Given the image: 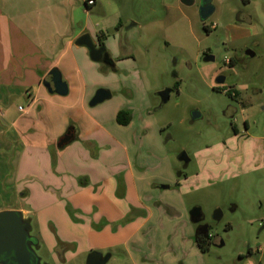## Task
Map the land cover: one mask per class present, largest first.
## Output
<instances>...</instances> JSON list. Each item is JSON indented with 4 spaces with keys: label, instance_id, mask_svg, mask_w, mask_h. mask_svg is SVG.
Here are the masks:
<instances>
[{
    "label": "rangeland",
    "instance_id": "1",
    "mask_svg": "<svg viewBox=\"0 0 264 264\" xmlns=\"http://www.w3.org/2000/svg\"><path fill=\"white\" fill-rule=\"evenodd\" d=\"M210 2L214 12L204 22L198 15L201 0L191 7L179 0H104V16L91 11L89 30L93 35L103 33L101 43L117 72L97 79L88 106L98 89L110 91V100L89 110L119 141H125L128 167L136 172L146 169L153 194L185 216L193 207L201 208L215 245L204 254L194 248L200 264H264V0ZM76 19L81 27L84 16L77 13ZM247 50L254 57H246ZM208 55L213 62H204ZM221 77L223 84H217ZM166 89L169 99L162 104L158 93ZM18 93L9 97L0 91V212L31 213V234L40 241L38 256L47 264H85L88 253L77 254L61 245L47 216L41 215L45 208L24 201L21 191L16 193L22 188L14 177L24 162L19 159L23 149L9 126L18 118V108L28 107ZM117 109L131 115L129 127L111 121ZM232 127L242 137H234ZM101 134L97 131L93 137ZM96 143L94 157L79 161L77 169L69 167L71 174L80 175L87 167L98 170L108 160L112 167L124 165L122 148L113 146L108 158L103 144ZM55 152L54 146L48 150L51 156ZM183 152L190 160L185 167L178 161ZM56 162L53 157L29 163L36 176L33 188L38 185L37 173L42 176ZM77 179L78 184L84 181ZM175 180H180L178 186ZM66 209L74 221L75 212ZM216 211L221 213L219 221L213 218ZM165 221L164 229L157 227L140 247L155 264L157 260L167 264L171 250L182 248L177 246L178 237H170L176 223ZM105 226L100 222L91 228L99 231ZM147 250L157 251L155 257ZM110 252L107 264H135L121 247ZM177 259L185 264L180 254Z\"/></svg>",
    "mask_w": 264,
    "mask_h": 264
},
{
    "label": "crops",
    "instance_id": "2",
    "mask_svg": "<svg viewBox=\"0 0 264 264\" xmlns=\"http://www.w3.org/2000/svg\"><path fill=\"white\" fill-rule=\"evenodd\" d=\"M87 1L0 0V91L9 97L19 91L28 104L26 109L18 108L19 116L9 126L23 149L19 159L20 163L24 162L18 165L14 177L16 183L21 181L22 188H17L16 193L21 191L24 201L39 202L40 207L45 208L41 215L47 216L61 245L77 254L97 251L112 255L110 251L121 247L133 263L155 264L140 247L146 245L147 238L157 227L164 229L161 222L166 220L167 224L176 223L175 234L169 235L173 239L178 237L181 243L177 246L182 247L171 250L172 258L167 264H182L177 259L179 254L185 264H200L201 253H197L195 232L190 228V224H194L189 221L188 214L186 217L177 206L164 203L161 198L158 200L150 180L145 177L146 169L136 172L128 167L125 141H119L98 122L96 113L89 110L90 91L98 87L97 79L111 71L115 74L117 67L113 66L114 60L107 50L112 66L102 67L91 62L86 49L75 44L80 36L88 34L94 44L104 46L100 40L104 39L103 33L93 35L89 30L92 29L89 28L91 11H95V15H105L104 0H94L93 6H87ZM77 13L84 16L81 27ZM52 69H57L67 84L68 93L64 97L48 93L43 86ZM119 111L114 110L111 121L116 120ZM131 121L126 126L116 124L129 127ZM71 125L75 138L58 149V141ZM97 131L103 135L93 137ZM96 141L103 144L108 158L110 151L115 149L113 146L122 148L124 165L112 167L108 160L107 165L98 170L87 167L80 175L71 174L69 167L77 169L82 163L79 161L88 162L94 157ZM51 146L56 148L54 156L48 153ZM53 157L56 167L45 170L42 176L37 173L38 185L33 188L36 176L29 163L37 158L48 161ZM180 176L178 173V178ZM78 177H84L80 184ZM179 183L180 180L173 182L174 186ZM170 186L161 190H168ZM66 208L75 212L74 221L67 216ZM21 211L24 217L31 219L30 212ZM100 222L107 226L99 231L91 228ZM131 244L135 247L129 248ZM147 252L154 258L157 251ZM156 262L163 264L158 263L159 260Z\"/></svg>",
    "mask_w": 264,
    "mask_h": 264
},
{
    "label": "water",
    "instance_id": "3",
    "mask_svg": "<svg viewBox=\"0 0 264 264\" xmlns=\"http://www.w3.org/2000/svg\"><path fill=\"white\" fill-rule=\"evenodd\" d=\"M180 4L186 7L194 5L195 0H179ZM214 12L210 0H201L198 15L201 22H204ZM236 22L240 23L239 15L236 17ZM75 44L86 49L91 62L100 64L103 54L106 53L104 46L96 47L91 37L88 34L80 36ZM245 55L249 58L254 57V53L250 50L245 51ZM212 56L204 58L205 63L213 62ZM224 79L218 78L217 84H223ZM43 86L48 93L64 97L68 93L67 84L63 81L61 74L57 69H52L48 73V79L43 81ZM170 90L166 89L158 93L162 104H166L169 99ZM111 98L110 91L106 89H98L89 102V107L94 108ZM196 116L192 117L194 120ZM72 141V136L64 134L57 143V148L62 149ZM178 161L184 164V167L189 163V158L183 152L179 155ZM189 221L196 225L204 220L203 213L200 207H193L188 212ZM221 216L220 211L214 213V220L219 221ZM204 229H206L204 227ZM31 219L24 217L20 211H2L0 212V264H41V259L36 254L34 248V238L31 235ZM111 255L102 254L97 251L88 253L85 264H107Z\"/></svg>",
    "mask_w": 264,
    "mask_h": 264
},
{
    "label": "flooded vegetation",
    "instance_id": "4",
    "mask_svg": "<svg viewBox=\"0 0 264 264\" xmlns=\"http://www.w3.org/2000/svg\"><path fill=\"white\" fill-rule=\"evenodd\" d=\"M95 46L96 47H100L102 45L100 43H96ZM100 64H101V66H104V67H107V66L111 67L112 66L108 55H106L105 53L103 54V57L101 59V63ZM243 124H244V127H247L246 122H244ZM232 132H233V136L237 137V138H239L240 136L242 137V135H243L242 133L239 134L238 131L235 129V127H232ZM204 220H205V218H204ZM204 220L201 221L199 224L195 225V236L201 237L206 242H208L210 244V246L211 245H215L214 244L215 242H213V238L214 237L210 234L211 227L208 224H206ZM204 227L206 229H204ZM32 237H33V235H32ZM33 238H34V244H35L34 248L36 249V254L38 256V252L40 251V248H41L40 241L36 237H33ZM39 258L41 259V264H47L45 261H43V259L41 257H39Z\"/></svg>",
    "mask_w": 264,
    "mask_h": 264
},
{
    "label": "trees",
    "instance_id": "5",
    "mask_svg": "<svg viewBox=\"0 0 264 264\" xmlns=\"http://www.w3.org/2000/svg\"><path fill=\"white\" fill-rule=\"evenodd\" d=\"M130 121H131V115L128 112L119 111L117 113L116 122L118 125L126 126L129 124ZM65 134L71 135L73 140L76 136L74 126L73 125L69 126ZM194 243L201 254L206 253L210 247V244L208 242H206L204 239L198 236L194 237Z\"/></svg>",
    "mask_w": 264,
    "mask_h": 264
},
{
    "label": "built area",
    "instance_id": "6",
    "mask_svg": "<svg viewBox=\"0 0 264 264\" xmlns=\"http://www.w3.org/2000/svg\"><path fill=\"white\" fill-rule=\"evenodd\" d=\"M94 4H95L94 0L87 1V6H93ZM19 110L21 109L19 108Z\"/></svg>",
    "mask_w": 264,
    "mask_h": 264
}]
</instances>
